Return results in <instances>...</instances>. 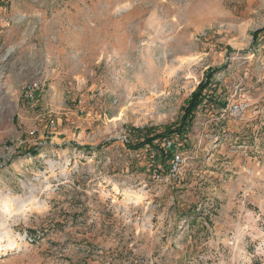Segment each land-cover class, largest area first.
<instances>
[{
  "label": "rangeland",
  "instance_id": "obj_1",
  "mask_svg": "<svg viewBox=\"0 0 264 264\" xmlns=\"http://www.w3.org/2000/svg\"><path fill=\"white\" fill-rule=\"evenodd\" d=\"M262 29L264 0H0V264H264Z\"/></svg>",
  "mask_w": 264,
  "mask_h": 264
},
{
  "label": "trees",
  "instance_id": "obj_2",
  "mask_svg": "<svg viewBox=\"0 0 264 264\" xmlns=\"http://www.w3.org/2000/svg\"><path fill=\"white\" fill-rule=\"evenodd\" d=\"M260 34H264V29L259 30L258 32L255 33V37H257V35ZM210 78L207 79L206 82L201 83L200 86L198 87V89L195 91L194 94H192V99L191 102L188 106V108L186 109L185 115H184V128L179 129V130H175V131H168L166 134H164V136H171L174 134H177V132H181L183 129L186 128V124L191 121L194 117V112L201 106L204 104L205 101L210 102L212 100V95L210 94H206L205 91L210 87V79L212 76H209ZM156 139V137L154 138H149L147 140H145L142 143H138V144H132V143H128L127 147L133 150H138V149H142L145 146H151L154 143V140ZM168 151H172V150H168Z\"/></svg>",
  "mask_w": 264,
  "mask_h": 264
},
{
  "label": "built area",
  "instance_id": "obj_3",
  "mask_svg": "<svg viewBox=\"0 0 264 264\" xmlns=\"http://www.w3.org/2000/svg\"><path fill=\"white\" fill-rule=\"evenodd\" d=\"M40 85H41L40 81L34 80L33 82L29 83L25 87V89H24V97H25L27 102L31 103L33 101V99L35 98L38 90L40 89ZM244 111H245V106L242 103L238 104V105H235V106H233L231 108V113L236 118H239L240 116H242ZM166 145H167L166 146L167 150H173V148L175 149V147L173 146L172 142H170V141H168ZM180 162H181L180 156H178V155L174 156V160H173V163H174L173 169H174V171L179 170L177 167L180 166Z\"/></svg>",
  "mask_w": 264,
  "mask_h": 264
},
{
  "label": "bare ground",
  "instance_id": "obj_4",
  "mask_svg": "<svg viewBox=\"0 0 264 264\" xmlns=\"http://www.w3.org/2000/svg\"><path fill=\"white\" fill-rule=\"evenodd\" d=\"M4 78H5V77H4ZM4 213H6V211H5Z\"/></svg>",
  "mask_w": 264,
  "mask_h": 264
}]
</instances>
